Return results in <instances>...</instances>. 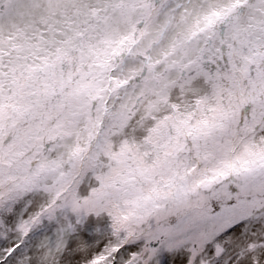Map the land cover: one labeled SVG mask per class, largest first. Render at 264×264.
<instances>
[{
    "label": "snow or ice",
    "instance_id": "1",
    "mask_svg": "<svg viewBox=\"0 0 264 264\" xmlns=\"http://www.w3.org/2000/svg\"><path fill=\"white\" fill-rule=\"evenodd\" d=\"M0 264H264V0H0Z\"/></svg>",
    "mask_w": 264,
    "mask_h": 264
}]
</instances>
